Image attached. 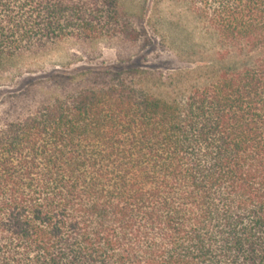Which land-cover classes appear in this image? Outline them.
I'll list each match as a JSON object with an SVG mask.
<instances>
[{"label": "trees", "instance_id": "1", "mask_svg": "<svg viewBox=\"0 0 264 264\" xmlns=\"http://www.w3.org/2000/svg\"><path fill=\"white\" fill-rule=\"evenodd\" d=\"M182 1L210 44L192 68L54 71L0 101V264H264V0ZM118 2L0 0V66L137 41Z\"/></svg>", "mask_w": 264, "mask_h": 264}, {"label": "rangeland", "instance_id": "2", "mask_svg": "<svg viewBox=\"0 0 264 264\" xmlns=\"http://www.w3.org/2000/svg\"><path fill=\"white\" fill-rule=\"evenodd\" d=\"M118 9L122 18L140 32L137 41L64 38L43 49L18 54L0 66V101L28 90L37 100L45 98L51 93L48 82L54 71L73 73L127 66L163 73L189 69L210 47L182 0H119Z\"/></svg>", "mask_w": 264, "mask_h": 264}]
</instances>
